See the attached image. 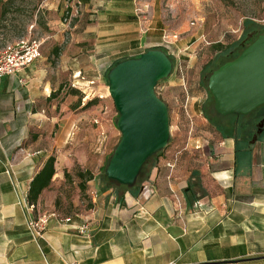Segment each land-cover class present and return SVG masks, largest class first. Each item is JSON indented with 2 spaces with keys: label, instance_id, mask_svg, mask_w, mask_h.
Returning <instances> with one entry per match:
<instances>
[{
  "label": "crops",
  "instance_id": "obj_1",
  "mask_svg": "<svg viewBox=\"0 0 264 264\" xmlns=\"http://www.w3.org/2000/svg\"><path fill=\"white\" fill-rule=\"evenodd\" d=\"M43 2L52 14L61 15L65 7V0ZM81 3L83 40L102 44L108 53L87 63L80 56L69 61L66 26L48 21L46 38L59 48L56 57L52 49L16 74L0 77V264H264V124L255 141L220 138L208 152L207 141L195 139L193 150L201 160L190 149L181 153L170 177L171 157L154 159L134 192L103 190L93 175L87 198H79L74 173L93 163L85 156L84 112L77 110L91 100L92 112L107 103L104 74L113 56L143 40L133 0ZM51 156L55 173L29 209L30 182ZM65 173L76 188L70 198ZM190 187L196 197L188 204ZM175 197L182 203L180 215ZM43 212L71 221L50 220L44 240L35 242L25 221ZM82 224L89 238L78 234Z\"/></svg>",
  "mask_w": 264,
  "mask_h": 264
},
{
  "label": "rangeland",
  "instance_id": "obj_2",
  "mask_svg": "<svg viewBox=\"0 0 264 264\" xmlns=\"http://www.w3.org/2000/svg\"><path fill=\"white\" fill-rule=\"evenodd\" d=\"M76 1L79 3L65 2V7L59 15L45 11L43 0H15L8 18L19 31L16 34H19L20 38L30 37L41 41V57L43 53L51 52L54 46V40L46 38L49 28L46 25L47 22L63 23L66 26L63 46L68 48L69 61L73 56H80L78 59L87 63L102 58L101 54L108 52H105L101 48L102 44L98 42L83 40L82 30L78 26L83 5L81 0ZM143 2L149 5L148 13L145 14V23L135 14V10ZM67 6L71 8L72 13L64 22ZM37 9L40 10L38 17L34 14L35 11L37 13ZM133 11L143 40L141 43L138 42L140 47L138 45L135 49L129 48L128 51H122L113 58L117 60L135 57L153 48H159L168 55L173 65L172 71L168 78L161 81L155 88L157 96L166 103L168 108L170 134L168 144L159 157H172L176 152L183 154L190 149L191 156L201 160L200 153H195L196 151L193 150L195 139L207 141L206 152L220 139L210 125L212 101L205 79L210 69L215 68L227 58L219 54L214 46L238 40L241 36L242 23L246 18L263 26L260 22L264 19V0H134ZM163 33L176 36L173 45L162 44ZM150 34H155L158 39H150ZM201 37L208 45L201 41ZM13 39L15 40V37L8 39L7 42ZM105 60L106 62L102 64L104 69L115 61H111V57ZM207 64L210 66L205 68ZM179 71L184 76L183 85L179 78ZM107 96V103L97 106L95 112L90 111V107L86 110L82 108L77 110V113L84 112L81 122L84 123L82 138L86 143L85 156L89 163H93L87 169L97 176L98 180L100 168L104 162L103 156L109 154L120 138L115 127L118 114L109 94ZM69 109L74 111L76 107L69 105ZM107 140H109L108 144ZM101 146L102 148L105 146L104 154L98 152ZM97 160H99L98 163ZM152 162L147 164L145 171ZM103 186L99 180V187L103 188ZM73 189H76L75 185L68 188L69 197L73 195Z\"/></svg>",
  "mask_w": 264,
  "mask_h": 264
},
{
  "label": "water",
  "instance_id": "obj_3",
  "mask_svg": "<svg viewBox=\"0 0 264 264\" xmlns=\"http://www.w3.org/2000/svg\"><path fill=\"white\" fill-rule=\"evenodd\" d=\"M172 68L168 55L153 48L118 62L107 72V90L118 114L115 127L120 134L104 170L108 180L133 187L146 161L167 146L168 108L155 88ZM207 88L221 115H244L264 105V33L214 70ZM263 124V120L258 124L252 142Z\"/></svg>",
  "mask_w": 264,
  "mask_h": 264
},
{
  "label": "trees",
  "instance_id": "obj_4",
  "mask_svg": "<svg viewBox=\"0 0 264 264\" xmlns=\"http://www.w3.org/2000/svg\"><path fill=\"white\" fill-rule=\"evenodd\" d=\"M15 0H0V44L7 43V40H11L13 37H15V40L19 39V31L15 29V26L12 24V21L9 20L8 15L10 14L11 10L10 8L13 6V2ZM70 12V10H67ZM40 13V10L37 9V17ZM38 20V19H37ZM242 33L241 36L238 40L231 41L226 44H217L214 46V48L218 51L219 54L222 56L226 57L227 59H224L221 61L215 68L210 69L209 74L206 76V87L208 83V78L210 74L216 70L218 67L221 65L225 64L226 62H229L236 58L240 52L245 48L248 44H250L256 37L264 33V26H261L254 22L251 19H245L242 24ZM13 30L10 32L9 30ZM15 31V32H14ZM11 33V34H10ZM13 33V34H12ZM14 41V39H13ZM59 51L58 47L53 48L52 50V55H57ZM139 55L135 56L134 58L138 57ZM128 58H133V57H124L121 59L115 60L108 69L105 72V78L107 75V72L109 69H111L114 65H116L118 62L128 59ZM172 62V61H171ZM210 65L207 64L205 68L209 67ZM161 82V81H160ZM158 82V84L160 83ZM157 84V85H158ZM208 90V88H207ZM209 96L211 97V111H212V118L210 125L213 129L214 132H216L220 138L226 139V138H231L235 140V144L238 143L240 140H249L251 139L252 135L256 132L258 124L263 120L264 121V105L256 108L252 112L248 114H241V115H234V114H229V115H221L218 114L214 108V101L212 99L211 94L208 91ZM95 102L93 100L88 101L84 104L82 109H87L90 106H92ZM114 149V148H113ZM113 149L105 156L103 165L100 168V173L98 175V178L100 182L104 185L103 190H108V189H114L118 191H137L138 186L141 183V181L144 178L145 175V168L148 163L153 161L154 159L158 158L160 155H162L163 150L161 152H158L154 156H152L150 159L146 161L144 166L142 167L138 178L136 180V183L133 187H126L117 184L114 181L108 180L105 175H104V170L107 165V162L112 154ZM54 163H55V158L53 156L49 157L43 167L39 170V172L34 176L32 181L30 182L29 185V190L27 193V204L29 206H32L36 203L39 195L41 192L46 189L50 182L51 179L55 173L54 171ZM75 177L79 180L77 181L78 184L76 188L79 190V198L86 199L87 196L85 194L87 190V182L93 180V174L89 170L81 171L78 168H76L75 171ZM65 179L67 184L69 185L68 188H71L72 181L70 178H68V174H64ZM71 182V185H70ZM67 196L69 197L68 191H67ZM185 197L187 200L188 204H191L192 200L195 199V194L192 193V187L185 193ZM60 202L57 200L56 201V206L59 207ZM68 208L66 207L65 210Z\"/></svg>",
  "mask_w": 264,
  "mask_h": 264
},
{
  "label": "built area",
  "instance_id": "obj_5",
  "mask_svg": "<svg viewBox=\"0 0 264 264\" xmlns=\"http://www.w3.org/2000/svg\"><path fill=\"white\" fill-rule=\"evenodd\" d=\"M65 2L67 4H69V2L79 3L76 0H65ZM148 7L149 5L143 2V4H141L140 7L135 10V14L143 20V23L146 22L145 14L148 13ZM67 10H70V12H68ZM71 13H72L71 8L67 6L65 8L64 22L67 21L68 15H71ZM260 23H262V25L264 26V19H262ZM201 38H202L201 41L208 45L206 40L203 37ZM173 41H176L175 35L169 36L163 33L161 37L162 44L168 46L173 45L174 44ZM41 45H42L41 41L30 37H22L13 42L0 44V77L14 75L23 68L33 64L36 60L40 59ZM194 49H196V47ZM179 78L180 81H182V85H183L184 76L181 71H179ZM87 83L89 86H93L94 81L87 80ZM74 86L76 85H73L71 87L74 88ZM186 103L187 100L185 104ZM184 108L186 109V105ZM180 154L181 152H176L171 157V160H169L166 163V167L169 169V177L171 176L172 170L175 168L176 160L180 156ZM94 196L96 195L94 194ZM25 204L29 209L33 208V205L29 206L27 204L26 198H25ZM174 207H175V212L180 215L183 207L181 201L176 197L174 198ZM50 220H55L58 223H70L71 221V219L69 218L60 217V215L56 212H43L41 214L28 215L25 221V225L33 241L38 242L40 240H44ZM76 230L78 234L85 235L87 238L90 237L87 224H82L77 226ZM71 264H75V263H71Z\"/></svg>",
  "mask_w": 264,
  "mask_h": 264
}]
</instances>
